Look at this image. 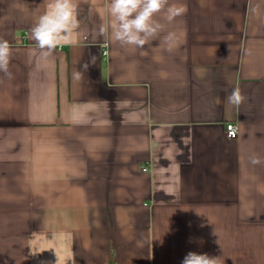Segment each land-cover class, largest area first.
I'll use <instances>...</instances> for the list:
<instances>
[{
  "label": "crops",
  "instance_id": "0c3cea01",
  "mask_svg": "<svg viewBox=\"0 0 264 264\" xmlns=\"http://www.w3.org/2000/svg\"><path fill=\"white\" fill-rule=\"evenodd\" d=\"M48 2L0 0V264H264V0H170L186 14L143 48L99 35L107 0H77L44 59Z\"/></svg>",
  "mask_w": 264,
  "mask_h": 264
},
{
  "label": "clouds",
  "instance_id": "9594fccd",
  "mask_svg": "<svg viewBox=\"0 0 264 264\" xmlns=\"http://www.w3.org/2000/svg\"><path fill=\"white\" fill-rule=\"evenodd\" d=\"M77 0H49L46 10L38 17L30 30V37L35 42L39 55L47 59L63 45L69 44L73 33L79 29ZM187 12V6L170 3V0H107V22L99 28V35L109 38L121 47L143 48L146 44L160 37L165 32L166 24H171ZM160 16V19L157 17ZM175 41V33L167 32L162 42L169 48ZM12 48L5 39H0V72L11 78L9 64ZM91 57L81 68L73 72V80L80 81L83 73L93 64ZM228 103L239 106L245 100L240 88H234L227 97ZM252 165L264 164V159L253 156ZM219 258L207 254L188 252L182 264H218Z\"/></svg>",
  "mask_w": 264,
  "mask_h": 264
},
{
  "label": "built area",
  "instance_id": "2783aa9c",
  "mask_svg": "<svg viewBox=\"0 0 264 264\" xmlns=\"http://www.w3.org/2000/svg\"><path fill=\"white\" fill-rule=\"evenodd\" d=\"M226 131H227V135L229 138L231 139H235L238 137V133H239V127L238 124L235 122H229L226 124ZM144 171L147 170L146 167L143 168Z\"/></svg>",
  "mask_w": 264,
  "mask_h": 264
}]
</instances>
